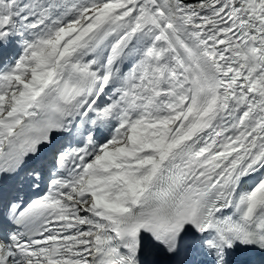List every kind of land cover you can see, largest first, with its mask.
I'll use <instances>...</instances> for the list:
<instances>
[{"label":"snow or ice","instance_id":"snow-or-ice-1","mask_svg":"<svg viewBox=\"0 0 264 264\" xmlns=\"http://www.w3.org/2000/svg\"><path fill=\"white\" fill-rule=\"evenodd\" d=\"M0 207V264H264V0H0Z\"/></svg>","mask_w":264,"mask_h":264},{"label":"bare ground","instance_id":"bare-ground-1","mask_svg":"<svg viewBox=\"0 0 264 264\" xmlns=\"http://www.w3.org/2000/svg\"><path fill=\"white\" fill-rule=\"evenodd\" d=\"M252 259L256 260L257 262L260 260V256L258 254H247Z\"/></svg>","mask_w":264,"mask_h":264}]
</instances>
